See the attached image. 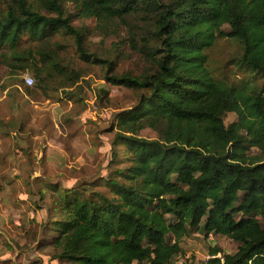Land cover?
<instances>
[{"label": "trees", "instance_id": "16d2710c", "mask_svg": "<svg viewBox=\"0 0 264 264\" xmlns=\"http://www.w3.org/2000/svg\"><path fill=\"white\" fill-rule=\"evenodd\" d=\"M75 16L121 28L142 70L119 74L112 62L93 59L105 64L107 85L138 100L109 128L125 153L122 168L85 186H49L53 259L173 264L184 255L181 241L197 231L237 244L233 253L210 247L204 264H264V0H11L0 11V58L11 71L31 73V90L45 94L54 75L65 89L78 82L46 48L67 34L89 61ZM225 38L238 44L233 64L250 79L213 76L206 53ZM97 94L101 101L108 90ZM227 114L236 120L225 125ZM144 129L158 138L139 137ZM116 159L114 148L109 165Z\"/></svg>", "mask_w": 264, "mask_h": 264}, {"label": "rangeland", "instance_id": "374dc122", "mask_svg": "<svg viewBox=\"0 0 264 264\" xmlns=\"http://www.w3.org/2000/svg\"><path fill=\"white\" fill-rule=\"evenodd\" d=\"M9 2L0 0V11ZM64 7L71 16L77 12L72 2ZM71 24L83 35L90 58L85 61L80 56L70 35L57 34L49 39L46 48L58 64L73 77L80 76L72 88L65 89L63 76L54 75L45 92L49 100L44 93L31 90L34 83L26 94L23 80L32 77L31 73L11 71L0 58V264H68L53 259L55 249L49 227L55 214L49 186H85L112 168L124 166L123 147L112 145L114 133L109 128L114 116L132 107L138 95L124 87L107 85L102 79L105 64H96L93 59L112 62L119 74H139L142 63L127 49L121 28L113 31L94 19L76 16ZM239 53L237 43L219 39L206 53L213 76L232 84L250 79L233 64ZM101 88H106L108 95L100 101L97 90ZM63 91H71L74 99H65ZM235 120L234 114H227L224 123ZM138 136L158 138L150 129L140 131ZM114 148L117 159L109 165ZM250 153L256 155L257 151L252 149ZM180 245L184 255L175 258L173 264H202L212 246L225 253L237 248L229 239L197 231Z\"/></svg>", "mask_w": 264, "mask_h": 264}, {"label": "built area", "instance_id": "2783aa9c", "mask_svg": "<svg viewBox=\"0 0 264 264\" xmlns=\"http://www.w3.org/2000/svg\"><path fill=\"white\" fill-rule=\"evenodd\" d=\"M24 84L26 85V86H28V87H30L31 85H32V79L31 78H29V77H25L24 78ZM207 259H209V257L207 256L206 257V260ZM205 262H203L202 264H204Z\"/></svg>", "mask_w": 264, "mask_h": 264}]
</instances>
